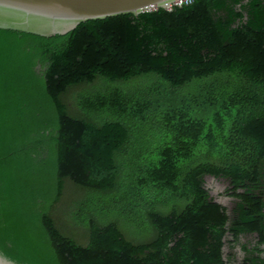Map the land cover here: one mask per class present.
<instances>
[{"label":"trees","instance_id":"obj_1","mask_svg":"<svg viewBox=\"0 0 264 264\" xmlns=\"http://www.w3.org/2000/svg\"><path fill=\"white\" fill-rule=\"evenodd\" d=\"M99 77L121 85L79 92L85 116L69 112L62 96ZM208 176L229 183L233 218ZM67 180L113 207L72 212L85 243L55 223ZM263 195L264 0H195L49 38L0 29V247L11 259L227 264L230 234L255 235L242 264H264ZM136 229L138 243L125 232Z\"/></svg>","mask_w":264,"mask_h":264},{"label":"water","instance_id":"obj_2","mask_svg":"<svg viewBox=\"0 0 264 264\" xmlns=\"http://www.w3.org/2000/svg\"><path fill=\"white\" fill-rule=\"evenodd\" d=\"M179 0H0V29L53 37L81 23L165 9ZM0 264H24L0 247Z\"/></svg>","mask_w":264,"mask_h":264},{"label":"rangeland","instance_id":"obj_3","mask_svg":"<svg viewBox=\"0 0 264 264\" xmlns=\"http://www.w3.org/2000/svg\"><path fill=\"white\" fill-rule=\"evenodd\" d=\"M153 82L151 81V77H147L144 79H137L132 80V82L128 85L130 87H133V89L136 88H145L148 86H151ZM121 84L120 83H112L107 81L106 79L99 77L98 80H96L92 84H85V85H79L78 87H72L69 90V94L62 96L61 99L66 100L70 111L72 114H81L82 116H85L84 113L80 110L78 104H77V96L79 92H89V93H97V92H105L112 89H117ZM140 144L138 147L144 148V152L148 151L149 146L152 147L153 144L151 141L150 143H147L145 145L141 146V141H139ZM206 188L209 190L210 195L220 204L225 206L227 208V213L230 215L231 218H233V210L235 208V200L234 198L230 197L228 192L229 183L226 180L223 179H215L213 177H206ZM96 191L90 190L87 188H83L81 186H78L71 182L70 180H67L64 182V189H63V200H66V207H64V202L58 204L59 206L57 209H55V212H53L55 216V219L57 220L56 225L60 229V231L66 235H70L74 237L77 241L81 243L86 242V237L82 235L83 231L86 230V228L83 225L77 224V221L72 217V212L76 211H82L85 212L88 208H100L102 207L103 212H105L106 209H109L110 211L113 207L107 203V199L101 198L100 195L96 196ZM264 198V195H263ZM75 206H77L75 208ZM119 207V206H118ZM64 208V209H63ZM75 208V211H72ZM119 209L115 208L114 215L112 216V220L114 223L118 224L123 230L124 223L122 220V214H119ZM80 213L78 214V216ZM139 220L143 219L146 224H148L147 219L145 220L144 215L140 214L137 217ZM127 237L135 242L138 243L142 240L141 231L139 229L134 230L131 232L130 230H125ZM233 237L229 234L225 239V247H224V259L227 261V264H242L245 253L242 251L241 246L244 244H248L250 246H253L255 243L256 237L253 236H242L238 242L233 241Z\"/></svg>","mask_w":264,"mask_h":264},{"label":"built area","instance_id":"obj_4","mask_svg":"<svg viewBox=\"0 0 264 264\" xmlns=\"http://www.w3.org/2000/svg\"><path fill=\"white\" fill-rule=\"evenodd\" d=\"M194 2H195V0H179L176 3H171L170 5L166 6L165 10L171 11L175 7H182L184 5H189V4H192Z\"/></svg>","mask_w":264,"mask_h":264}]
</instances>
